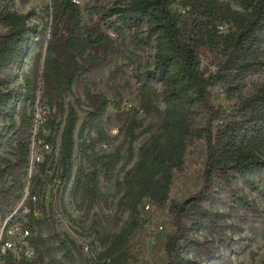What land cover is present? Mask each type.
<instances>
[{
    "label": "trees",
    "instance_id": "trees-1",
    "mask_svg": "<svg viewBox=\"0 0 264 264\" xmlns=\"http://www.w3.org/2000/svg\"><path fill=\"white\" fill-rule=\"evenodd\" d=\"M48 12L51 23L39 31L28 25L24 15L0 11V24L5 29L0 33V119L7 117L10 122L5 135L0 126V215L9 219L28 191L27 199L32 208L27 214L28 222L21 227L29 231L27 240L37 259L43 262L45 257H52L55 249L64 257H73L69 242L75 244L74 240L54 235L49 245L39 232L43 218L35 216V206L44 203L38 195L45 185L42 176L48 177L46 171H51L55 164L54 138L51 133L47 135L55 120L51 106L41 104L39 95L44 91V97L52 106L61 107L65 92L74 83L82 82L87 88L84 95L91 102L92 111L83 124L80 138L82 152L86 154L90 150L87 158L91 170L80 168L76 174V191L90 207L97 201H104L101 175L109 179L114 177V171L123 161L119 170V173L124 172L123 177L116 175L115 182L122 193L119 207L129 212L126 224L103 242L94 264H133L136 260L132 249L135 235L149 212L168 202L174 172L184 167L189 146L197 139L204 140L207 157L203 185L198 193L175 206L177 228L166 247L167 264H180L188 254L180 245L187 239L186 219L202 216L214 221L203 205L211 200L216 179L221 177L230 183V173L247 181L255 173L264 175V81L250 94L242 95L241 92L248 78L264 76V0H236L234 5L221 0H131L113 9L117 22L135 28L132 44L136 49L149 45V39L138 36L142 23L147 24L149 38L156 39L158 49L153 69L146 72L147 81L140 87L141 107L133 110L132 119L122 129L123 142L110 152L97 150L102 142L112 139L105 122L110 102L104 95L91 93V87L117 65L120 58L135 61L136 51L125 48L121 51L103 36L95 40L91 35L86 38L88 33L82 23L81 9L73 0H52ZM63 31L67 35L61 50L55 40ZM39 34L45 37V48L43 46L42 53L33 62L32 75L22 71L26 104L17 122L15 115L9 112L14 97L9 85L18 70H24L32 43ZM48 35L51 38H46ZM98 45L104 48L102 55L85 57L88 50ZM210 54L217 60L215 72L203 68L204 59ZM156 83L160 84V94ZM219 84H226L228 93L237 99L230 111L217 107L212 100V89ZM38 110L43 111L44 121L37 141L49 145L51 150L40 163L41 173L31 178ZM147 112H153L158 123L149 124L136 133L143 126L137 121L138 115ZM200 115H204L203 120L199 119ZM78 121V113L70 108L53 173L56 181H60L58 185H67L73 177ZM149 133L150 137L140 145L135 160V141ZM13 144H16V153L11 159L3 152L6 146ZM126 145L128 156L124 158L122 150ZM147 204L150 210H146ZM15 223L13 216L8 225L11 227ZM0 254L10 264H34L27 258L17 263L9 251Z\"/></svg>",
    "mask_w": 264,
    "mask_h": 264
},
{
    "label": "rangeland",
    "instance_id": "rangeland-1",
    "mask_svg": "<svg viewBox=\"0 0 264 264\" xmlns=\"http://www.w3.org/2000/svg\"><path fill=\"white\" fill-rule=\"evenodd\" d=\"M81 9V17L84 28L87 31L86 38L95 40L103 36L115 44L121 51L128 49L136 51L137 58L130 62L124 58L118 60L117 65L104 73L96 84L91 87V93L104 95L110 102L105 116L106 128L109 131L117 129L120 131L112 139L113 150L119 146L125 136L122 129L132 119L133 110L141 107L140 87L147 81L146 72L153 69L155 54L157 51L156 39L149 38L147 24L142 23L138 36L149 39L147 47L136 49L132 44L134 27L125 26L116 21L113 9L125 6L131 0H73ZM234 5L236 0H221ZM52 0H0V11H12L24 15L28 25L40 31L47 24L51 23L48 12ZM5 31L0 24V33ZM63 31L60 37L55 40V44L62 50L64 36ZM46 38H51L49 35ZM45 48V37L40 34L33 41L29 51V57L24 70L19 69L16 78L9 85L13 92V100L10 104L9 112L15 115L17 122L19 113L24 107L26 100V83L22 71L32 75V66L37 56ZM136 49V50H134ZM44 52V51H43ZM104 48L101 45L86 52L85 57L91 55H102ZM217 60L213 54L204 59L203 68L215 72ZM155 81V80H154ZM264 76L257 75L247 79L245 86L241 90L242 95H247L263 83ZM153 82V80L151 81ZM157 93H161L160 84L156 83ZM87 88L82 82L74 83L63 95L61 107L51 105L44 97V91L39 95L41 104L50 105L52 108L54 124L47 135L51 133L55 142V157L51 171H46L43 175L45 182L42 190L38 191L41 201L35 206V216L43 218V224L39 232L42 233L45 242L52 245L54 235H58L70 243L73 257H64V254L57 249L53 251L52 257H45L42 262L34 255V264H94L95 259L103 249V242L117 233L128 221L129 212L119 207V200L122 193L116 187V175L123 177L124 172L119 173L122 163L114 171V177L108 178L101 175L100 188L106 199L97 201L90 207L88 201H84L81 193L76 191V174L80 168L86 171L91 170L87 155L82 152V139L80 138L83 124L89 119L92 111L91 102L85 97ZM228 93L226 84H219L212 89V100L214 104L230 111L237 103V99ZM161 109L164 108L162 97L159 98ZM131 105V106H127ZM70 108L75 109L79 115V121L75 130L76 147L73 156L74 171L71 181L66 185L58 182L53 176L59 154V146L66 117ZM204 115L199 119L203 120ZM158 117L152 113L139 114L138 122H142V127L136 130L141 131L149 124H157ZM0 126L3 135L7 134L10 127L9 119L1 118ZM87 128L85 134H87ZM155 132V131H153ZM151 133L144 135L134 143L135 160L139 156V147L149 137ZM9 135L5 138L8 140ZM16 144L11 147L6 146L3 154L11 159L16 153ZM100 149L98 145L97 150ZM128 145L122 150L124 158L128 156ZM34 156L33 168L29 176L34 178L41 173L40 163L43 157L49 155L39 144L32 145ZM37 156L41 159L37 160ZM206 145L203 139L195 140L188 148L185 157V164L181 170H176L173 176L170 198L168 202L159 207H154L144 221V225L137 232L133 241V252L136 260L133 264H167V243L176 231L174 209L186 199L199 192L203 185V170L206 162ZM130 167V166H129ZM47 170V168H46ZM230 183L221 177L214 183L213 196L209 202L203 205L214 221L205 220L202 216H189L186 219L187 239L180 242L182 247L188 250L186 260L180 264H264V175L255 173L250 177V181L236 173L229 174ZM29 189V184L28 188ZM243 203V204H240ZM32 207L29 201L24 198L17 208L14 218L17 223L9 226L8 216L0 215V239L2 236L14 238L27 250L26 242L22 236V231L12 233L17 225L23 226L28 222L27 214ZM7 222V224H6ZM6 224V226H5ZM38 230L35 228V233ZM89 247V250H86ZM1 253V252H0ZM0 264L8 263L0 254Z\"/></svg>",
    "mask_w": 264,
    "mask_h": 264
},
{
    "label": "built area",
    "instance_id": "built-area-1",
    "mask_svg": "<svg viewBox=\"0 0 264 264\" xmlns=\"http://www.w3.org/2000/svg\"><path fill=\"white\" fill-rule=\"evenodd\" d=\"M127 106H131V105H127ZM43 121H44V113H43V111L38 110L37 114H36V126H35V130H34L33 145L34 146L37 144L43 145L45 151L49 152L51 150L49 145L43 144L42 141H37V135L40 132L39 128H40L41 124L43 123ZM107 132H108V135L111 136L112 138L118 134L117 129H113L112 131L108 130ZM100 149L103 150L104 152H110L113 149V144L110 142V140L102 142L100 145ZM36 158H37V160L41 159L40 156H37ZM33 161H34V156H32V159H31L30 173H31V170L33 168ZM58 182L60 183V181H58ZM28 195H29V192L27 191L25 198L28 197ZM33 200L36 201L37 198L33 197ZM150 209H151L150 205L147 204L146 210H150ZM16 212H17V210L14 211V213L9 217V219H11L15 215ZM6 224H7V222H6ZM6 224H5V226H6ZM15 228L16 229H13L12 233H15L16 231H22V236L27 240V237L30 234L29 231L24 230L19 225H17ZM25 245L27 247L26 251H24L23 246L18 241H16L12 237H8V234H7L6 239L4 236H2V238L0 239V251L2 253H7L8 251L11 252L13 254V256L15 257V259L17 260L16 261L17 263L22 261L23 258H27V260L32 259L35 255V252L31 248L29 243L26 242ZM86 250H89V247H86Z\"/></svg>",
    "mask_w": 264,
    "mask_h": 264
}]
</instances>
